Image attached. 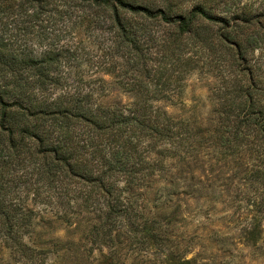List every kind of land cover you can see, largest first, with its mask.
Listing matches in <instances>:
<instances>
[{
  "label": "trees",
  "instance_id": "1",
  "mask_svg": "<svg viewBox=\"0 0 264 264\" xmlns=\"http://www.w3.org/2000/svg\"><path fill=\"white\" fill-rule=\"evenodd\" d=\"M63 2L115 32L138 78L135 99L101 103L91 82L65 74L69 49L39 57L0 49V264H132L125 241L151 245L150 264H200L198 255L188 257L193 241L169 246L161 220L176 218L168 199L182 184L193 199L203 197L211 186L202 181L206 166L221 161L218 170L247 165L229 188L264 192V0L256 7L239 0H0V14ZM153 26L210 49L215 41L224 87L213 93V125L152 105L142 81L158 49L163 59L174 54ZM262 200L256 213L264 216ZM41 213L71 230L66 242L36 236ZM239 236L247 245L263 242V218L255 214Z\"/></svg>",
  "mask_w": 264,
  "mask_h": 264
},
{
  "label": "rangeland",
  "instance_id": "2",
  "mask_svg": "<svg viewBox=\"0 0 264 264\" xmlns=\"http://www.w3.org/2000/svg\"><path fill=\"white\" fill-rule=\"evenodd\" d=\"M239 1L256 7L261 0ZM57 7L54 5L40 12L14 9L0 14V49L23 52L30 57H39L49 50L69 49L70 54L66 57H69L70 66L65 74L91 82L90 87L96 90L97 96L100 93L103 96L99 100L101 103L128 106L135 99L134 87L138 78L129 60L114 44L115 32L105 22L95 25L89 23V18L82 20L73 12L74 8L69 9L64 2ZM153 28L158 35L169 38L168 45L174 54L163 59V50L158 49V55L151 62L152 74L142 81L148 86L145 92L148 91L152 105L201 127L213 125L216 121L213 111L218 107L213 93L224 87L217 69L221 51L215 41L210 40L208 45L213 46L210 49L190 36L179 39L173 35L172 27ZM206 160H210V156ZM215 160L216 157L211 161ZM222 164L223 161L212 170L206 166L202 181L211 186L204 190L203 197L193 199L196 193L182 184L177 194L168 199L178 213L175 219L161 220L163 225L168 223V232H171L168 244L184 248L189 240L193 241L197 245L188 257L198 255L200 264H264V241L256 246L247 245L239 236L241 225L253 219L255 214L263 218L264 224L263 213H256L264 192L249 189V193H245L235 185L229 188L228 179L243 175L241 171L247 165L246 162L244 165L230 164L218 170ZM50 219L45 213L39 215L36 236L41 241L57 238L66 242L71 230ZM127 242L122 244V253L129 250L128 256L136 258L130 263L150 264L153 259L151 245L136 242L127 246Z\"/></svg>",
  "mask_w": 264,
  "mask_h": 264
}]
</instances>
